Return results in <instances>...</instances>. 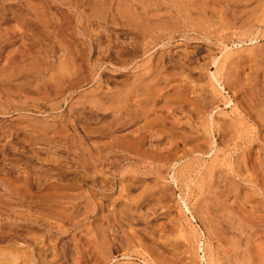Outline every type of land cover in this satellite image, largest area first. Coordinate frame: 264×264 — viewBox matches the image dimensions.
Listing matches in <instances>:
<instances>
[{"label":"rangeland","instance_id":"rangeland-1","mask_svg":"<svg viewBox=\"0 0 264 264\" xmlns=\"http://www.w3.org/2000/svg\"><path fill=\"white\" fill-rule=\"evenodd\" d=\"M27 263L264 264V0H0V264Z\"/></svg>","mask_w":264,"mask_h":264},{"label":"bare ground","instance_id":"bare-ground-1","mask_svg":"<svg viewBox=\"0 0 264 264\" xmlns=\"http://www.w3.org/2000/svg\"><path fill=\"white\" fill-rule=\"evenodd\" d=\"M227 49V48H226ZM136 88V87H135ZM134 93H136V90H133ZM137 94V93H136ZM133 114V117H135L138 114V110H133V112H131ZM146 115V114H145ZM23 256H26V254H22ZM28 257V256H27ZM26 258V257H24ZM24 259H22L23 261ZM28 264V263H27Z\"/></svg>","mask_w":264,"mask_h":264}]
</instances>
